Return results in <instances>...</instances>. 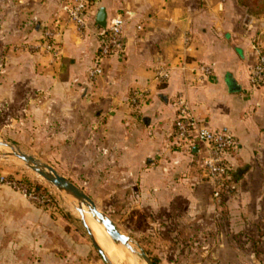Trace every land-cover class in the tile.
<instances>
[{"label":"crops","instance_id":"1","mask_svg":"<svg viewBox=\"0 0 264 264\" xmlns=\"http://www.w3.org/2000/svg\"><path fill=\"white\" fill-rule=\"evenodd\" d=\"M66 2L0 0L5 5L1 23L8 28V41L15 43L7 54L16 63L12 68L17 74L40 69L47 105L80 107V114L73 115L79 122L85 107L96 111L97 123L106 118L114 143L123 149L127 181L138 183L155 212L193 220L202 228L218 216L214 185L200 166L203 148L191 158L172 147L174 101L183 94L202 126L227 130L239 140L230 159L237 190L222 203L235 220H249L235 234L248 232L255 239L251 248L264 252V87L249 84L264 50V0H249V14L236 6L233 15L200 7L196 0H98L95 18L104 8L107 20L117 14L127 20V45L122 56L104 62V74L93 84L86 82V70L94 63L100 26L95 22L80 37L66 23ZM57 21L65 27L61 60L31 54L41 29ZM200 63L214 64L213 75L201 79L195 71ZM160 71L168 75L163 83L157 78ZM134 90L149 93L140 110L129 103Z\"/></svg>","mask_w":264,"mask_h":264},{"label":"rangeland","instance_id":"2","mask_svg":"<svg viewBox=\"0 0 264 264\" xmlns=\"http://www.w3.org/2000/svg\"><path fill=\"white\" fill-rule=\"evenodd\" d=\"M196 1L200 7L231 15L236 6H242L243 13L249 14V0ZM4 6L0 3V141L18 146L68 178L156 264H264V252L251 248L253 236L235 234L240 227H248L249 220L237 221L223 207L222 199L233 195L229 187L220 199L213 197L218 216L208 227L198 228L193 220L169 213L161 215L154 211L153 201L141 194L138 183L127 181L123 149L114 143L106 118L97 123L96 111L85 107L79 122L73 115L80 114V107L47 105L40 69L36 74L30 68L21 69L17 74L12 68L16 63L7 54L15 43L8 41V28L1 23ZM22 22L25 28L26 21ZM40 37L31 54L47 57L37 48ZM7 152L0 148V264H108L89 238L77 201L21 161L6 156ZM29 192L48 193L51 202L41 204ZM86 212L90 227L96 221ZM128 254L134 263L121 255L124 261L145 264Z\"/></svg>","mask_w":264,"mask_h":264},{"label":"built area","instance_id":"3","mask_svg":"<svg viewBox=\"0 0 264 264\" xmlns=\"http://www.w3.org/2000/svg\"><path fill=\"white\" fill-rule=\"evenodd\" d=\"M98 0H67L65 5L66 23L71 25L75 32L81 36L86 35L95 25L93 7ZM37 21V18L35 19ZM127 20L117 14L107 20L105 28L98 27L96 32L97 53L94 63L86 70V82L95 83L104 74V62L112 56H122L126 51L125 25ZM52 27H47L41 34V51L47 54L52 61H60L63 55L62 38L65 27L60 22ZM141 26L138 30H141ZM260 44V42H259ZM261 46V45H260ZM214 64L200 63L196 66V72L201 79L208 78L214 73ZM159 82L167 80L168 75L160 71L157 76ZM249 80L252 87H264V50L260 48L259 56L250 71ZM149 98L146 90H134L129 97L132 109L140 110ZM176 124L172 136V147L179 153H184L191 158L195 156L194 149H202L200 166L204 177L214 185L213 197L220 199L226 187L230 191H236L234 182L235 164L230 160L240 146L239 140L227 130H208L202 126L190 110L189 103L183 94H179L175 101ZM228 184V186L226 185ZM25 196L28 191L23 189ZM30 198L41 204L51 202L50 195L44 192H29Z\"/></svg>","mask_w":264,"mask_h":264},{"label":"water","instance_id":"4","mask_svg":"<svg viewBox=\"0 0 264 264\" xmlns=\"http://www.w3.org/2000/svg\"><path fill=\"white\" fill-rule=\"evenodd\" d=\"M95 22L98 26L105 28L107 25V12L104 8H101L95 18ZM0 148L8 149L9 151L5 154L6 156L13 157L22 163H24L30 170L34 171L37 175L42 177L48 183L56 187L59 191L72 197L78 203V212L81 217V221L89 234V238L97 249L101 257L108 264H112L107 254L98 244L94 238L93 232L85 220L84 207L88 209L93 218L101 224L106 232L111 237L113 243L118 246H123L125 250L130 252L133 257L141 258L145 264H156L153 260L146 254L145 250L140 247L132 238L122 234L115 223L107 217L103 212H101L95 202L89 197L84 191L77 187L68 178L60 175L51 165L41 162L39 159L32 155L23 152L18 146L0 141ZM198 152V148L194 149V153Z\"/></svg>","mask_w":264,"mask_h":264},{"label":"bare ground","instance_id":"5","mask_svg":"<svg viewBox=\"0 0 264 264\" xmlns=\"http://www.w3.org/2000/svg\"><path fill=\"white\" fill-rule=\"evenodd\" d=\"M85 209H87V208L84 207V211H85ZM87 211H88V209H87ZM88 212H86V214ZM90 216H91V214H90ZM86 218L87 217L85 216V220L87 222ZM100 225L97 221L96 222H92V221L90 222V227H91V230L93 232L94 238L96 239L98 244H100L101 248L104 250V252L107 254V256H109L110 261L112 260L113 261L112 263H115V264H131L127 261H124L123 258L121 257V255H122L125 258L129 259L131 262H133V259L130 257L128 252L126 250L124 251V249L121 246H118L115 243H113L109 234L105 232L106 230L104 229V227L102 225L101 226Z\"/></svg>","mask_w":264,"mask_h":264}]
</instances>
